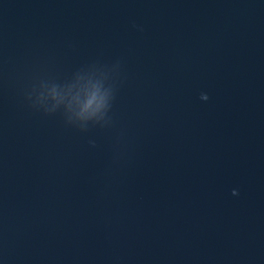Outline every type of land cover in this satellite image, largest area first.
Wrapping results in <instances>:
<instances>
[{"label": "water", "instance_id": "obj_1", "mask_svg": "<svg viewBox=\"0 0 264 264\" xmlns=\"http://www.w3.org/2000/svg\"><path fill=\"white\" fill-rule=\"evenodd\" d=\"M0 264H264V0H0Z\"/></svg>", "mask_w": 264, "mask_h": 264}, {"label": "clouds", "instance_id": "obj_2", "mask_svg": "<svg viewBox=\"0 0 264 264\" xmlns=\"http://www.w3.org/2000/svg\"><path fill=\"white\" fill-rule=\"evenodd\" d=\"M203 99L207 100V96H203ZM233 194L235 195L236 193L234 192Z\"/></svg>", "mask_w": 264, "mask_h": 264}]
</instances>
